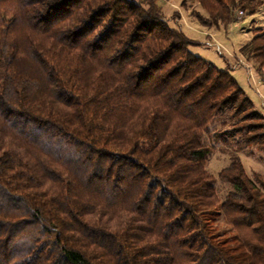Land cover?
Returning <instances> with one entry per match:
<instances>
[{
    "label": "trees",
    "instance_id": "1",
    "mask_svg": "<svg viewBox=\"0 0 264 264\" xmlns=\"http://www.w3.org/2000/svg\"><path fill=\"white\" fill-rule=\"evenodd\" d=\"M192 1L218 29L264 2ZM199 45L158 0H0V264H264V179L205 168L264 113ZM240 53L264 74V31Z\"/></svg>",
    "mask_w": 264,
    "mask_h": 264
},
{
    "label": "rangeland",
    "instance_id": "2",
    "mask_svg": "<svg viewBox=\"0 0 264 264\" xmlns=\"http://www.w3.org/2000/svg\"><path fill=\"white\" fill-rule=\"evenodd\" d=\"M163 7V15L171 27L181 29L189 38L199 41L200 45L191 51L203 59L213 63L221 70H227L236 78L248 96L264 113V74L257 71L254 62L247 61L240 53L250 40L264 31V2L259 10L251 15L247 12H235L236 20L225 29L208 28L199 24L195 15L197 12L205 14L200 6L192 0H158ZM242 13V14H241ZM217 124L215 129H219ZM207 144H210L209 138ZM234 155H238L243 163L247 175L254 179L256 175L264 179V150L250 147L246 151L236 153L234 149H227L223 145H216L212 156L206 163V170L214 177L226 168ZM218 199L223 201L232 190L228 184L217 181ZM227 221L222 216L218 228H228Z\"/></svg>",
    "mask_w": 264,
    "mask_h": 264
},
{
    "label": "built area",
    "instance_id": "3",
    "mask_svg": "<svg viewBox=\"0 0 264 264\" xmlns=\"http://www.w3.org/2000/svg\"><path fill=\"white\" fill-rule=\"evenodd\" d=\"M242 14V13H241Z\"/></svg>",
    "mask_w": 264,
    "mask_h": 264
}]
</instances>
